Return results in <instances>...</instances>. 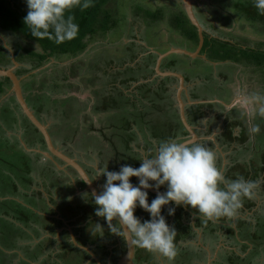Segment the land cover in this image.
<instances>
[{
  "label": "rangeland",
  "instance_id": "374dc122",
  "mask_svg": "<svg viewBox=\"0 0 264 264\" xmlns=\"http://www.w3.org/2000/svg\"><path fill=\"white\" fill-rule=\"evenodd\" d=\"M9 1H11V5L6 0H0V11L2 12V14L7 15L6 23L10 26L9 29L15 35V37L19 39L20 48L24 53L20 55L19 59L22 60L25 58L27 59L38 58L37 57V55L39 54L38 51L43 50V52H47L45 51L47 49V46H45L47 43L41 45L39 40L31 35L30 30L24 24V21H22L23 19L21 18V13H19V11L16 9L18 11V14H17L15 10L13 9L12 3L13 4L16 3V5H18L21 9L27 10V5L25 3V0H9ZM115 2H116L115 6L117 7V10H119L118 11L119 12L118 26L114 30H112L110 33H107L105 36L103 35V33H101V36L99 35L94 36L93 41H91L92 43L88 46V49L83 54H81L75 59L69 58L68 56H61V58L59 59L51 58L50 59L51 62L46 63L45 65H43L42 67L36 70L32 69L31 64L26 63L30 71L27 73H21L23 82L25 83L30 82L29 84L31 86L34 84V88H32L33 91H29V94H32L31 96L43 97L49 94L48 101H50V103L45 102L44 110L49 115L54 114L53 122H52L53 124H51V126L49 127V131L55 143L60 145L62 142V139H67L69 141H71L72 138L75 139V141L72 142V144H70L72 145V149L73 148L77 149L79 151L78 154L79 153L82 154L84 159L88 161V163H91V164L92 162H94V160L92 157L91 159H89V156L87 159L86 157L87 152L92 153L91 152L92 148H94V152H97L98 149H104V148L108 149L106 147H109V144H110L109 140L111 139L112 140L117 139V141L123 140V137L126 136L127 131L125 130L124 127L120 129V125H124L125 123L131 122V120L128 118L131 116V115H128L129 114L128 111L133 110L134 100H137L139 103L142 101L141 100L142 97L140 98L136 94L135 95L130 94L128 96L125 95L124 97L123 94L121 93V90H120L121 88L119 86L118 88L117 87L113 88V85L114 87L116 85L114 83L112 86L107 85L109 80H113L116 73L114 71L112 72L111 76H109L107 74H104L103 70H99L98 66L101 63L105 65L108 61H112V62L114 61L116 64H118L121 59H123L127 54H129V51L127 50L128 43H130L131 45L132 43L136 42L134 46L138 50L139 49L138 45L142 43V41L140 42V40L142 39L145 40L146 43H149V46L159 51L169 49L170 47L176 46L178 44L184 45L185 43H187L188 45H191L189 48L195 47V45L193 43H189L184 36L180 35L178 32L173 30L170 24L167 23L166 19L164 21L159 22L154 27H149V26H146L140 19H137L133 11V6H135L137 3H140L142 5H145V4L151 5L155 8L164 7V6H168V9L180 7L181 4L179 0H115ZM193 2H194V7L201 11L203 15L201 17H203L204 21H206L207 24H211L216 28V33H218V31H223L229 34L231 37H246V38L251 39L252 41H264V33H260L255 30V27L252 26L251 20L246 17L247 15L244 14L243 11L242 12L233 11L227 5V3H224L223 0H193ZM237 7L240 9V5ZM216 10L219 11L223 16L230 18L231 25L221 23L219 20H217V18L214 15V12ZM261 16L264 17V15H261ZM11 32L7 33V35L9 36H6V39L9 41L10 45L13 47V44L18 45V40H16L15 37L14 38L11 37L12 35ZM52 49H54V46H52ZM7 51L8 53H10L9 50ZM1 52H3L2 48H0V57L7 56L5 53L2 54ZM12 54L15 55L14 53H11V56H10L11 62H13ZM182 56L180 57L182 58ZM201 58L199 57L198 59H196L197 62H193L190 59L189 60L193 62V65L195 66L197 70H200L203 72L205 77L207 76L210 77L212 75L215 76L216 72L215 71L213 72V70H215V67L217 66V70L219 71V74H220L219 78L222 80L221 84L224 87H226V89L219 87V82H218L219 79L217 81L214 79L215 82H213V79H211L210 81L212 82L210 84H207V91L209 95L216 94L220 97L219 99L224 100V101H229L231 97L233 96V92L241 93V97L237 98L234 101H236L237 103L236 106L241 107L242 111L246 110L247 117H248L247 122H250L247 125L250 127L249 134L250 136H253V140L252 138L250 139L248 138V141L245 142V145L248 148L246 150H249V151H244L243 153H245V155L243 156L247 157V155L248 156L250 155L251 157L252 154L255 155L258 151L260 153V149L264 145V115H261L260 113L261 104L259 105V103H256V102L252 103V102H249L248 100L252 98L253 94H260L261 96H264V77L262 78L255 69L248 68L244 66V64H241V65L234 64L232 66L229 63L228 65L227 63L220 62V63H215V64L212 63L213 65L212 66L211 64L205 61L206 60L205 58L203 57ZM182 60L185 62L184 63L185 65L187 61L185 59H182ZM72 67L77 68L78 70L77 76H75V78H71L72 79L71 81L70 80L64 81L65 78L63 76L65 75V73H67L70 70V68L72 70ZM114 68H116V66ZM220 71L222 73H220ZM68 74L69 75L72 74V71L71 73L68 72ZM85 74H86V77H85ZM225 74L229 76V79L227 78V80H225L224 78ZM89 77H91V79L89 80H92V81L89 83V85H87L88 83L86 84V80H88ZM0 78L2 77L0 76ZM10 82L11 81L8 79L4 80V83H6L7 85H9ZM59 83L60 85H58V88H54V85L59 84ZM70 85L72 86V88ZM159 86L160 84L157 83V88L155 87V91L152 92L150 95L151 100L158 101L156 105H160L161 103L160 98L162 97V95H166V93H164V87L162 88V86L160 87ZM52 87L53 89L51 92ZM106 87H111L112 91H110L109 88L106 91ZM24 89H25V86H24ZM68 89H71L72 91V93H70L72 94V98H76L79 101H86L88 102L89 105L87 106V109H83L79 113H78L79 109L77 108L78 115L75 118H73L71 115L66 116L64 110L62 112L63 113L62 115L60 116L58 115L59 118L55 117L56 114H59L60 111H62V108H63L62 106L65 103V100H60V98H62L64 95L59 94V91H67ZM4 93L0 96V120L7 121L8 123L6 122L4 123H6L8 126L14 129V126L17 122L15 117H18L19 118L18 120H21L20 122L21 127L25 129L24 136L27 135L26 134L27 132L36 133V131L34 130V126L30 123V121L22 113L21 109H19L18 112H16L11 107L7 106L8 103H10V105H15L16 100H14L15 99L14 96L8 98L7 96L4 95ZM67 94L68 93H66V95ZM25 95H26V99L28 103L32 105V108L34 109L33 102L31 103V99H29V95L27 93H25ZM102 97H104L103 98L104 100H102L100 104L111 105V106H114V108L116 107L115 106L116 104L117 105L123 104L125 106L122 107L121 109H116L115 111H109V112L102 113V114H96L97 112L93 111L92 107H94V104L97 102V100ZM245 97L247 99H245ZM165 99H164V102L166 103H161L160 108H164V109L167 108L168 110L169 107L167 106L168 105L167 102H169L170 100L169 99L165 100ZM53 100L55 101L53 102ZM41 102H42V105H44V102L43 101ZM5 106H6V109H5ZM73 106L76 107L77 104ZM245 106L249 108H245ZM16 107L18 108L17 103H16ZM68 108L72 110V107L71 108L68 107ZM125 108L127 110H125ZM226 108H228L227 111H229L231 110V108H234V107H232L231 105L228 107L226 106ZM69 109H67V111ZM165 110H162V112L164 113L163 120L167 119V117L168 119H170L169 118L170 111H167V110L165 111ZM233 111L234 112H232L231 114L236 115L239 113V110H237L236 108H234ZM36 115L40 118V120L45 121V117L40 115V112H36ZM72 115L74 116L75 114L72 112ZM172 115L174 116V118L178 116L176 110H172ZM135 117H139L138 123H144L142 120L144 118L142 117L141 113L140 114L137 113ZM255 118H256V124H254ZM177 122L180 125H182L181 118H179ZM110 123H114L115 127L109 128L108 125ZM91 124L96 125L98 127L105 126V132L109 137L105 138L104 135L100 134L99 132L90 131L89 126ZM156 125L160 126L159 130L161 129L165 131V127L167 129V127L169 126V123L165 125H161L159 121ZM256 128H261V129L259 130V132H257V131H254V129ZM76 129L77 131L76 133H74ZM138 129L143 133V137H146L147 139L148 138L147 136L149 135L150 132L153 131L154 128L151 127L150 129L149 126H147V128H144L140 125L138 126ZM2 131L3 129L0 126V133ZM111 133L114 135V138L111 137L112 136ZM36 136L38 138V141L42 139L41 134L39 132ZM2 137H4V132L0 135V154L8 153L9 155H11L9 152L13 154H21L20 153L21 150H19L20 148L19 145L18 146L17 145L15 146L14 144L8 145L6 144V141H7L5 140L6 138L3 139ZM219 140L221 143H224L226 139L222 137ZM236 144L242 146L244 143L236 142ZM66 147L70 148V146H65V149ZM226 148H228V151H226L228 152V155H231L229 158L233 160L234 158L232 157H235L236 153L234 152L231 153L232 151H231V148H229V146H227ZM259 153L257 154L259 155ZM29 155L33 159H36V158L39 159V157H36V155L34 154L30 153ZM96 155L94 154V156ZM101 159L102 158L99 156V158L96 159V162L94 164H96L98 160L101 161ZM112 160L113 161L110 162L111 166H112V163L114 165H117V164H128L129 162H131L130 160L127 161L126 163L115 162L116 161L115 157H113ZM101 165H102L101 167L106 166L105 163ZM34 168L36 171L42 170V168H36V167ZM244 168H245L244 163H238L237 165L233 166V168L231 169V172L233 171L234 173L236 172L239 173V171H242L238 176H244L245 172L242 170ZM18 175L19 173L13 175L11 179H13L14 177L17 178ZM20 175L24 176L23 173H20ZM46 175H49V174L46 173ZM20 177L18 176V178L21 180ZM230 180H234V179H230ZM252 180H255V178ZM44 185L46 187L45 190L42 189V187H40L41 196H43V199H45L46 197L45 192L48 191V186H47L46 181H44ZM262 191L264 192V188H262ZM73 202L74 201L72 200V203ZM7 203H8V200H4V202L2 203L0 202V234H1L0 237H3V238L5 236H3V232L1 228H3V226L6 225L7 222H9L8 220L9 218L6 219L4 218V216L9 217L8 211L10 209H11L10 210L11 214L13 216L15 214L12 211V208L7 206ZM42 208L44 207L42 206ZM259 210L261 212H258V214L264 215V208L263 209L261 208ZM96 223H99L100 231H102L103 235L104 236L108 235L107 237H105V239L110 240L111 230L109 228V225L106 222H102L99 219H98V222ZM263 224H264V217H263ZM13 229H14V236L11 240L15 241V244L20 243V240L18 239L16 241L15 238L21 233V229L20 227H15ZM261 234H263L264 236L263 230L260 233V235ZM22 235L21 236L19 235L20 236L19 238H21ZM25 237L26 235L23 236L22 241H24ZM206 239L210 241L208 237H206ZM255 241H257V239ZM3 242L5 245H8L7 242L6 243L5 241ZM261 243L262 244L259 245V251H261V253H257V255L255 256L256 258L254 259L255 260L260 259L261 260L260 263L263 264L264 262V237L261 240ZM21 245L23 246L24 242H21ZM22 246H20V248L18 249H21L23 247L25 248V246L23 247ZM77 248H75L77 251L75 253H72V259L68 257L69 254L67 255L65 254L66 256L61 254V257H67L65 261L68 264H84L85 260L83 258L85 257V254H86V257H91V256L90 254L84 252L83 250H79L78 246ZM90 253H92V251ZM143 253L144 251L141 249V254ZM1 254L2 253L0 252V255ZM231 257L235 258V256H231ZM9 258L10 259L12 258L13 262H15L14 260H17V256L15 255L10 256ZM82 259L84 261H82ZM95 260L92 261L93 264H95ZM56 264H60V263L56 262Z\"/></svg>",
  "mask_w": 264,
  "mask_h": 264
},
{
  "label": "trees",
  "instance_id": "16d2710c",
  "mask_svg": "<svg viewBox=\"0 0 264 264\" xmlns=\"http://www.w3.org/2000/svg\"><path fill=\"white\" fill-rule=\"evenodd\" d=\"M223 1L224 3H227V5L233 11L235 10L241 11V9L238 10V8L235 6L236 2L238 3V1H241V0H223ZM179 2L181 4L180 7H175V8H170V9H168V6L155 8L151 5H146V4L142 5L140 3H137L135 6H133V11H134L135 17H137V19H140L146 26H149V27H154L159 22L164 21L166 19L167 23L170 24L173 30L178 32L180 35L184 36L187 39V41H189L190 43H193L195 46H198L199 40H200L198 29L194 24H192L191 20L189 19L187 12L184 8L183 1L179 0ZM9 3L11 5V1H9ZM115 4H116L115 0H93V5L86 10L81 11L79 8L73 9L71 14L75 16V22L79 24V34L77 38L71 41H66L65 43L60 44V45L55 44L52 40H49V39L39 40L41 45L47 43L45 45L47 46V49L45 51H47L48 53L43 52V50L38 51L39 52V54L37 55L38 58H35V59H27V58L22 59V60L19 59L20 55L24 53L20 48L19 39L15 37L16 40H18V45L13 44L16 60L20 63L25 64L24 66L22 65L21 67L17 69V74L19 75V77H21V73H27L30 71L26 63L31 64L32 69L36 70L42 67L43 65H45L46 63L51 62L50 61L51 58L59 59L61 58V56H68L69 58L75 59L81 54H83L88 49V46L92 43L91 41H93L94 36H97V35L101 36V33H103V35L105 36L107 33H110L112 30H114L118 26V23H119L118 22V18H119L118 11L119 10H117V7L115 6ZM250 4H252L254 7L253 2H250ZM14 5L15 3L14 4L12 3L13 9L15 10L17 14H18V11L19 13H21V18L23 19L22 21H24V17L27 15L28 9L23 10L20 7L19 8L15 7ZM255 9L256 8L254 7L252 11L251 10H248V12L243 11V13L246 14L247 15L246 17L253 22V27H255L256 31L260 33H264V17L261 16L258 13V11ZM214 15L217 18V20H219L221 23L231 25V19L226 16H223L219 11L216 10L214 12ZM6 17L7 15L2 14V12L0 11V20H1L2 30L11 32V30L9 29L10 26L6 23ZM200 20L203 21L205 24V21L202 17L200 18ZM204 38H205L204 45L202 47L201 53L205 54L206 56L205 61L208 62L209 64L212 65V63L214 64V63H220V62L227 63V64L229 63L232 66L234 64L235 65L244 64V66L248 68L255 69L262 78L264 77V41H252L251 39L246 38V37H231L229 34L223 31H218V33H216V28L213 25L209 27L205 26ZM135 44L136 42L132 43L131 45L130 43H128L127 50L129 51V54H127L123 59H121L118 64H116L114 61L113 62L108 61L105 65L101 63L98 66L99 70H103L104 74H107L109 76H111L112 72L115 71L116 73L115 77L113 78V80H109L107 85L112 86L114 83L116 85L115 87L113 85V88H116V87L118 88L119 86L121 88L120 89L121 93L123 94L124 97L125 95L126 96L130 94L134 95L130 91H128L129 89L133 87L134 83L139 82L140 80L150 79L153 76L154 68L152 67V65L155 64V61L158 57L157 55H152V54L149 57H146V56L141 57L139 55L140 52L147 51V48H145V46L142 44L140 45L137 44L139 48L137 50L136 47L134 46ZM52 46H54V49H52ZM3 52L7 55V57H9L7 59L9 62L10 55L8 51H3ZM176 64H177V60L172 59L165 66L176 69ZM115 66L116 68H114ZM70 70L68 72L71 73L72 71V74L69 75L68 72L65 73V75L63 76L65 78L64 81H68V80L71 81L72 80L71 78H75V76H77V73H78L77 68L72 67V70L71 71ZM85 77H86V74H85ZM224 78L225 80H227V78L229 79V76L225 74ZM2 79L3 81L5 79L10 80L8 77H2ZM89 79H91V77H89L88 80H86V84L88 83L87 85H89V83L92 81ZM211 79H213V82H215V80L216 81L218 80L213 75L210 77L207 76L206 79H203V80L211 83L212 82L210 81ZM3 81H0V94L5 92ZM156 82H158V80L146 81V82L141 83L140 86L137 87L138 91L141 92L142 94L141 104L144 108H141V109L138 107L136 108L135 107L136 103L134 102L133 110L128 111L129 112L128 115H131L130 117H128L131 120V122L125 123L124 125H120V129L124 127L125 130L127 131L126 136L123 137V140L117 141V139L116 140L111 139L109 140V143H110L109 147H106L108 149L104 148V149L97 150L99 156L102 158L101 164L105 163L106 165L105 167H107L109 171H119L120 166L123 165V164L114 165L112 163V166H111L110 162L113 161L112 160L113 157L116 158L115 162H119V163H123V162L126 163L127 161L130 160L131 162H129L128 165L138 168L140 167L142 163V161L139 160V158H145L144 153L147 154L146 155L147 158H151L152 156H154L155 149L158 146L160 141L167 140L170 138L174 139L178 137L185 139L186 136H188L189 133L187 129L185 128L183 122H182V125H180L177 122V120H179L180 118L178 108H176V112L178 116L174 118V116L171 114V121L169 120V126L167 127V129L165 127V131L161 129L159 130L160 126L155 124V117L160 122H163L164 124H167L168 122V121H162L161 115H159V113L157 112L159 110L162 112V110H165V109L160 108L161 104L156 105L157 101L151 100L150 98L151 93L155 91V87L153 88V85ZM29 83L30 82H26V83L23 82L22 88L25 91V93L29 95V99H31V103L32 102L34 103L33 106H34L35 111L40 112V115L43 116V113L45 112L44 110L45 102L50 103V101H48L49 94H47L48 97L47 95L43 97L31 96L32 94H29V91H33L32 88H34V84L31 86ZM158 84H160V81L158 82ZM58 85H60V83L55 84L54 88H58ZM24 86H25V89H24ZM108 88L110 91H112L111 87H106V91ZM52 89L53 87L51 88V92H52ZM168 92H169V89L166 88V91H164L166 95H162L160 100H163L166 97L170 98L171 94L170 93L167 94ZM66 93L68 94L66 95ZM70 93H72L71 89H68L67 91H59V94L64 95L62 98H60V100H65V103L62 106L63 108L61 107L62 111H60L59 114H56L55 117L59 118V116L63 114L62 112L64 110L66 116L71 115L73 118H75L77 117L78 113L81 110L87 109V106L89 105L88 102L79 101V100L77 101L76 98H72V94ZM210 95L214 96V94H210ZM143 97L147 101L146 103L143 102ZM14 98H15L14 100H16L15 94H14ZM103 98L104 97L98 99L97 102L94 104V107H92V110L97 112L96 114L106 113L109 111H115L116 109H121L122 107L125 106L123 104H118V105L116 104L115 105L116 107L114 108V106H111V105L100 104V102L104 100ZM41 101L44 102V105H42ZM54 101L55 100H53V102ZM16 103L18 104V102ZM36 103L38 106L36 105ZM75 104H77L76 107L73 106ZM217 105L218 104L216 102L198 104L197 110H195L196 113L194 112L193 114V112L192 113L188 112L190 116L188 119L189 122L193 125H199V126L202 125V121L204 118L209 117V114H212L217 111V107H216ZM19 106L20 105L18 104V107ZM68 107L70 108L72 107V110H70ZM19 108L21 109V107ZM77 108L79 109V111L77 110ZM67 109L69 110L67 111ZM125 110L127 109L125 108ZM188 111H190V108L188 109ZM72 112L75 114L74 116L72 115ZM137 113L139 114L141 113L142 117L144 118L142 119L144 123H138L139 117H135ZM223 114L224 113L221 112L215 116L212 115L214 117L210 119L209 123H212V121H215L216 123L223 117ZM151 116H155V117H151ZM229 118L230 117H228L227 119ZM239 124L243 126V129H244L243 136L244 137L243 136L234 137L233 135L234 127L238 126ZM137 125L138 126L141 125L144 128H147V126H149L150 129L151 127L154 128L152 132L150 133L148 132L149 135L147 136L148 138L146 140L138 139L139 136H143V133L138 129ZM244 126H245L244 122L241 119L233 121V122H227L225 131L222 134L223 135L222 137L226 139L224 143H226L229 147L231 143H233L235 140L237 142L240 141L242 143H245L247 134H245L246 127ZM108 127L114 128L115 125L114 123H110ZM89 129L90 131L99 132L100 134H103L105 138L109 137L105 132V126L98 127L96 125L91 124L89 126ZM34 130L36 131L35 134H38L39 130L35 126H34ZM212 130H213L212 126H209V129L205 133L209 135L212 133ZM76 131L77 129L74 131V133H76ZM111 137L114 138V135L112 134ZM41 138L42 139L40 140V142L44 144L45 140L42 134H41ZM152 139H155V142H153ZM74 141L75 139L73 138L71 141L67 139H62V142H61L62 147L72 144V142ZM197 143H200V142H197ZM203 144L207 145V143H203ZM208 147L213 148V143L210 142ZM225 176L228 179H232L231 176H229L228 174H226ZM243 177L247 179L248 174L245 173ZM130 179L134 184L138 183V178L132 177ZM114 183H119V182H114ZM160 189H163L166 191V185L161 186ZM90 196L94 199L93 195H90ZM155 197H156V194L149 192V197H148L149 203ZM93 206H95V208L94 207L93 208L96 212V208L98 206L95 204L94 201H93ZM169 208H175V211L178 209L180 211L183 210L182 215L181 213L177 211L178 215L176 216V220L173 222V226H172L177 231L175 243H176V247L178 250L179 242L192 236L191 226L187 225L186 223L182 221V216L185 211L184 208L181 205L177 206L174 202L163 206L161 210L162 214L165 216L166 221L169 225L171 223V218L175 215V213L173 215L168 214ZM135 215L138 216L141 219V221L150 219V214L140 207L136 208ZM85 216L89 217L88 212L85 213ZM225 219H226L225 217H222L221 221L225 222ZM237 226H238V229H240L242 232L245 226L248 230H251L252 231L251 239H253L254 241L256 239H262L264 237V236H259V232H258L260 231L261 228H264V224L262 221L258 220L256 223H254V222H247V221L241 220L240 222L237 223ZM225 228H227L229 231L233 230L232 227L225 226ZM138 253L140 254L139 251ZM1 259L4 260L5 257H1L0 260Z\"/></svg>",
  "mask_w": 264,
  "mask_h": 264
},
{
  "label": "flooded vegetation",
  "instance_id": "af4514ba",
  "mask_svg": "<svg viewBox=\"0 0 264 264\" xmlns=\"http://www.w3.org/2000/svg\"><path fill=\"white\" fill-rule=\"evenodd\" d=\"M6 1L9 2V0H6ZM250 2H253V1L252 0H241L238 3L236 2L235 6L237 7L240 5L241 11H245V12H248V10L252 11V9L254 7L252 4H250ZM14 6L19 8V6L16 5V3ZM193 7H194V3H193ZM238 10H239V8H238ZM194 11H195L196 16L199 19L200 23L203 25L204 29H205V26L206 27L211 26V24H207L206 21H205V24H207V25H205L204 22L200 20L201 16H203V15L199 9L194 7ZM235 12H237V11L235 10ZM252 26H253V22H252ZM0 30L3 31L1 28V20H0ZM1 31H0V37L2 36ZM11 37L14 38L15 35L12 34ZM141 41H142L141 44L144 45L145 48H147V51L140 52L139 55L141 57H143V56L149 57L151 54L157 55L159 57L160 53L167 52L172 47H182V48H186V49L193 51V52L196 51V49L198 47V46H195L194 48H189L191 45H188L187 43H185L184 45L178 44L176 46L170 47L169 49L159 51V50L154 49L151 46H149V43H146L145 40L142 39V40H140V42ZM10 49L14 53V48L12 46L8 47L7 49L5 48V50L3 48L2 50L3 51L9 50L10 51L9 55L11 56L12 52ZM1 53L4 54V52H1ZM179 55L180 56L183 55L184 58H183V56L181 58ZM12 56L15 57V55H13V54H12ZM204 56H205V54H202L201 51H200V55L198 57H195V58L188 56V55H184V54L173 53V54H170L169 56H166L165 58H163L162 62H161V69L163 71H176V72L184 75L185 89L182 90L181 95H182V99L186 103V107H185L186 108V114H188V112L189 113L193 112V114H194V112L196 113L195 110H197L198 104L211 103V102L198 103V101L214 100V99H211L212 95H209L208 91H207V84H210V83L208 81L203 80V79H206L205 75L203 74L202 71L197 70L195 68V66L193 65V62H197L196 59H198L199 57L200 58L201 57L206 58V56L205 57ZM158 57L155 61V64L152 65V67L154 68L153 76L150 79H146L145 81L159 80L160 86H162V88L164 87V91H166V88L169 89L168 94L170 93L171 97L166 98V99L170 100L169 102H167V104H168L167 106L169 107V109L167 111H170V107L172 105L174 107L179 108L178 92L180 89V79L177 76L159 75L155 70ZM8 58L9 57H7V56L6 57H0V64H1L0 67L10 68V67L14 66L13 62H11V61L7 62ZM15 59H16V57H15ZM172 59L177 60L176 69L165 66ZM182 59H185L187 61V63L185 65H184L185 62ZM189 59L192 60L193 62H191ZM18 63H19V65L15 69L16 74H17V69L23 65L20 62H18ZM214 67H215V65H214ZM214 71L216 72V74H215V76L214 75L213 76L216 77V79H219V81H218L219 87L226 89V87H224L221 84L222 80L219 78L220 74H219V71L217 70V66L215 67V70H213V72ZM220 73H222V72L220 71ZM17 76L19 77L18 74H17ZM188 77L191 79H189ZM20 78H22V76ZM22 83H23V81L21 79V84ZM137 85L140 86L139 83ZM4 88H5V93L4 92L3 93L5 96H7L8 98L10 95H11L10 97L14 96V92H12V82L9 83V87L4 86ZM23 93H24V91H23ZM2 94H0V95H2ZM24 95H25V93H24ZM233 95L237 96L236 99L241 97V93H239V92L238 93L233 92ZM25 98H26V95H25ZM217 99H219V98H217ZM245 99H247V98L245 97ZM160 101H161V103H166V102H164V99L160 100ZM191 101H193L194 103H192ZM222 101H224V100H222ZM222 101H214L218 104L216 106L217 111L214 112V116L219 114L218 113L219 109L222 110V111H220V113L221 112L224 113L223 117L219 121H217V122H220L218 124V126H220V127L217 128V130H216L217 131L216 137H218L219 142H220L219 136L220 137L223 136L222 134L224 133L225 128H226L227 121H228L227 118L228 117L231 118L233 116V114H231V113L234 112L233 111L234 108H232L229 112L226 111L225 110L226 105ZM248 101L255 103L252 101L251 98ZM16 102H17V100H16ZM170 102H171V105H170ZM174 102H175V104H173ZM235 102L236 101L232 102L233 105ZM226 103L230 104L231 102L230 103L226 102ZM233 105H232V107H233ZM29 106L32 108V105L29 104ZM19 107H18V110L20 109ZM189 108H190V111H188ZM165 109H167V108H165ZM32 110L34 111L33 108H32ZM157 112L159 113V115H161L162 121H168L167 123H169V120L171 121V114H172L171 112L169 114L170 119H168V117H167V119H165V120H163L164 119V117H163L164 113L161 112L160 110ZM214 116H212V114H211L208 117V119H211ZM151 117H155V116H151ZM238 117H239V119H241L244 122V125H245L244 127H246L245 134H247V138L245 139V141L247 142L248 138L249 139L252 138V140H253V136H250V134H249V128L250 127L247 126L250 123V122H247L248 121L247 113L239 112ZM222 120L223 121L227 120L226 124H224V122H221ZM52 122L47 121L44 123H47L48 126L50 127L51 124H53ZM158 122H159V120L155 117V124H157ZM254 122H255L254 124H256V118H255ZM160 123H161V125H165L163 122H160ZM193 126L196 127V131L200 137H202V136L206 137V136L212 135V133L209 135L202 134L201 131H202L203 127L201 125L200 126L199 125H193ZM235 128L236 127H234L233 135H234V137H237V135L235 134L236 133ZM241 128H242L241 136H243L244 135V129H243L242 125H241ZM259 129H261V128H259ZM254 131H255V129H254ZM24 132H25V129L23 128V131L21 133L22 137L25 139V141L28 144L34 146V148H32L30 146L32 149L31 153L39 157V161L41 163H39L38 167L39 168H45L44 166H46L47 169H50L54 173V175H52L51 177H49V175H46V177L48 176L49 183L51 184V186H48V191L45 192V194L47 192H50L49 197H48V201L50 200V202H51L50 205H52L53 202L57 203V200L60 201V204L64 203L66 200H70L71 202L73 200L74 201L73 203L68 204V209H69V211L71 210L70 214L72 215V211H74L76 208H79V210L82 212V215L86 219L84 218L83 221H77V220L75 221V218H77L78 216H76L74 218V216H71V215H63L65 213H61V215H62L61 217L55 216L56 218L54 217V215H45V214L42 215L41 214V216H40V228L39 229L42 231H40L38 228H35V230L38 233L40 232V235L42 237H44L41 239V241H43L45 243L50 242V241L53 242L54 237H53L52 233L51 234L48 233V231L52 228V225H50V229L48 228L49 222H54L53 227L54 228L56 227L57 230H60L61 227H64L63 236L65 235L66 232H70L71 236L67 240H65L64 242L62 241L60 243L61 244V247H60L61 251L57 250L58 249L57 246L50 245L49 251H47V250L45 251L46 257L44 259H40L41 255H42L41 250L42 249L45 250V247L43 246V244H39L37 246H34L33 248L32 247L29 248V251L24 252V254L22 255L20 250L22 249V251H23V249H24L23 246H25L27 248L30 247V246H27L25 244L23 246L21 245V242H23L22 238L25 235V232H27V230L22 229V227H21L22 222L20 220L22 219V217H25L26 215L28 216V212L23 210V208L18 204V202L16 200H13V199L8 200L7 206L11 207L12 211L15 214L13 216L10 212V210H11L10 209L8 211L9 217L4 216V218H6V219L9 218L8 219L9 222H7V224L4 225L3 228H1L3 235L5 236L4 238L1 237V241H2V243H4L3 241H5V243L7 242L8 245L5 246V244H4V247L2 249H0L2 251L1 253L4 255V257H6L4 260H2V259L0 260V264H43V263L44 264H56V262H58V257L61 256V254L64 256L69 254L68 257H70V259H72V253H75L77 251L75 249V248H77V246L79 247V250H83L84 252L90 254V256H91V257H86V254H85V257L83 258L85 260L84 264H90V263L93 264L92 261L95 259H96L95 264H119L121 258L124 256V254L127 251L126 239L121 237L120 235H118L116 233H113L112 231L110 234L111 239L110 240L105 239V237H107L108 235H105V236L103 235L102 231H100L99 223H96V222H98V219L101 220L102 222H106L107 224H108V222L106 221V219L104 217H100V216L96 215V212L94 210L95 206H93L94 199L90 196V195H92L90 188H88V186L84 182V180H82L80 178V175L76 171L75 168H73L70 165H66V163L63 160H61L60 158H58L57 156H55L52 153L50 154V156H52L53 158H50L49 156H47L45 154V152H49L47 144H46V142H44V144H43L42 142H40V140L38 141V138L36 136L37 134H35L33 132H27L26 133L27 135L24 136ZM39 133H41V132L39 131ZM250 133H251V131H250ZM186 137H188V136H186ZM38 142H40L41 144H39ZM53 142L58 149H60L66 155L75 158L84 167V169L90 175L92 180L96 183L100 192H102L103 186L106 182V180H105L106 177L103 175H100L99 177H95V169L97 166L95 165L96 167L95 166L90 167L88 162L86 160L82 159L83 155L80 153L78 154L79 151L77 149H75V148L72 149V145H70V144L67 145V146H70V148L66 147V149H65V146L62 147V146L58 145L57 143H55L54 140H53ZM236 142L237 141L235 140L233 143H231L230 148L232 151L231 153H233V152L236 153L237 158H238V156H240V155H245V153H243L244 151H249V150H246L248 148L246 147L245 143L241 146V145H237ZM221 145H222V147H224L223 144H221ZM212 150L214 151V148H212ZM218 150H220V147L218 148ZM223 150H224V148H223ZM257 153H259V151ZM257 153L255 155H253V154L251 155V162H250V168H249V173H248L249 176L247 177V179H254L257 177L256 179L259 178L258 181L261 182L262 179L264 181V145L261 147L259 155ZM226 154L228 155V152H226ZM256 156H258V157H256ZM247 157H248V155H247ZM243 158H244V156H243ZM101 162H100L98 167L102 166ZM232 164H234V163H232ZM222 165H223V159L221 158L220 160H217V166L220 167V169H221ZM245 173H247V172H245ZM254 173H256L255 177H254ZM260 176H262L263 178L260 179ZM152 183H154V182H152ZM42 185L43 186H39V188L42 187V189L45 190L46 189L45 185L44 184H42ZM49 187H50V189H49ZM160 190H163V189H160ZM163 191H165V190H163ZM38 193H39L38 197H39L40 202L45 203L43 196H41L40 190L38 191ZM64 204L67 205V203H64ZM40 205H41V203H40ZM42 206L45 207V205L42 204L40 206V208H42ZM181 206H184V205H181ZM184 207L190 208V206H184ZM263 208H264V206H262V209ZM177 211L179 213H181V215L183 213V210H181V211L179 209L176 210L175 215L171 218L170 226H173V222L176 220V216L178 215ZM87 212H89L88 213L89 217H86L84 215V213H87ZM39 213H40V211H39ZM50 216H53L54 218L51 219ZM260 216H262V215H258V217H260ZM186 217H187V215L184 212V214L182 216V221L185 223H187ZM258 217H256V218H258ZM263 217H264V215H263ZM77 219H79V218H77ZM247 220L248 219L246 218V221ZM258 220L263 221L261 219H258ZM258 220L254 219V221H249V222L256 223ZM115 222H116V220L113 219V221L111 223L113 225H115ZM221 222L219 221L218 222L219 225H217V224H215L216 221H213L211 219V220L205 221L204 224H201V227H199V229L194 230V228H191L192 236L179 242V244H178L179 249L177 251V255L171 261H169V259L167 257L164 258V256L160 255L159 253L150 252L146 249H143V248L136 246V253H135V257H134V262H135V264H261L260 259H256V260L254 259V258H256L255 256L258 253L259 245L261 243H255L254 245H252L251 243L246 244L247 243L246 242L245 243L246 249H245V247L242 248L241 245L233 247L232 245H230V244H233V241L231 242V240H234V237L232 236V234H234L235 232L237 233L238 230L239 231H241V230L240 229L237 230V229H234L232 227L233 228L232 231H229L228 229H225L222 231L220 229ZM55 223H56V225H55ZM58 224H61V226ZM44 225H45L46 229L44 228ZM15 227H20L21 233L19 235H21L23 233L21 238H19L20 237L19 235L15 238L16 241L18 239L20 240V243H17V244H15V241L11 240L14 236V229L13 228H15ZM196 227H198V226H196ZM261 229L264 231V228H261ZM202 230H203V234H202L203 238L199 239V237L197 236V233L198 234L201 233ZM262 230H260V231L262 232ZM36 231H34V232L36 233ZM260 231H258L259 235H260ZM243 232H247V234L250 236L249 238H251V232L252 231L248 230L246 228V226L243 229ZM222 233L224 235H227V237L230 236V238H229L230 240L228 239V241L226 243L223 241L221 242V240H220ZM31 236H32V234H31ZM31 236L29 235V237H31ZM60 236H61V233L59 232V239L61 238ZM206 237H210V241H208L206 239ZM57 239H58V237H57ZM262 239H260L258 241H261ZM1 241H0V243H1ZM20 246H22L23 248L18 249V248H20ZM141 249L144 251L143 254H141ZM184 249H185V251H184ZM91 251H92V253H90ZM138 251L140 252V254L138 253ZM13 255L17 256V260H14L15 262L12 261L13 260L12 258L11 259L9 258L10 256H13ZM231 256H235V258H232ZM83 259H82V261H84ZM263 264H264V262H263Z\"/></svg>",
  "mask_w": 264,
  "mask_h": 264
},
{
  "label": "clouds",
  "instance_id": "9594fccd",
  "mask_svg": "<svg viewBox=\"0 0 264 264\" xmlns=\"http://www.w3.org/2000/svg\"><path fill=\"white\" fill-rule=\"evenodd\" d=\"M25 3L28 11L24 24L31 35L60 45L79 34V24L72 10H86L93 5V0H25ZM253 3L258 13L264 15V0H253ZM0 46L10 47V43L0 37ZM251 99L261 104L260 113L264 115V96L253 94ZM139 160L142 163L138 168L128 164L121 165L119 171L96 167L95 177H106L103 191L99 195L92 194L98 206L96 215L106 219L113 233L169 261L177 255V231L167 223L161 211L163 206L174 202L177 206L196 209L209 220L231 218L243 206L244 199L255 196L260 184L243 176L234 180L226 178L210 147L180 137L160 141L154 156ZM132 177L138 178L137 184L131 181ZM165 185L166 191L160 192ZM149 189L157 191L150 203ZM137 207L147 211L150 219L141 221L135 215ZM174 213L175 208L168 209L169 215ZM113 219L115 225L111 223Z\"/></svg>",
  "mask_w": 264,
  "mask_h": 264
},
{
  "label": "crops",
  "instance_id": "0c3cea01",
  "mask_svg": "<svg viewBox=\"0 0 264 264\" xmlns=\"http://www.w3.org/2000/svg\"><path fill=\"white\" fill-rule=\"evenodd\" d=\"M1 33H2L1 37H3L4 39H6V36H9V35H7V33H9V32H7V31H4V32L1 31ZM0 48L3 49L5 47L0 46ZM7 48L8 47H6V49ZM0 81H3L2 78L0 79ZM143 82H146V81L140 80L139 82L134 83L132 89H129L128 91H130L134 95L135 94L138 95L141 98L142 94H141V92L136 90V88L138 87V85H137L138 83L141 84ZM158 82H159V80H158ZM158 82H156V83H158ZM156 83L153 85V87H157ZM4 86L9 87V85H7L5 83H4ZM24 93H25V91H24ZM211 97H212L211 99L220 98L218 95H215V94H214V96H211ZM236 97H237L236 95H233L229 101H225V102H228V103L231 102L232 103L234 100H236ZM134 102L136 103V105H135L136 108L137 107L140 109L144 108L142 106L141 102L139 103L137 100H134ZM143 102L146 103L147 101L143 98ZM173 104H175V102ZM234 104L235 105H233V107L236 108L237 110H239V112L246 113L245 110H243V111L241 110V107L236 106L237 105L236 102ZM170 105H171V102H170ZM7 106L11 107L14 111L18 112V108L16 107V103H15V105H10V103H8ZM176 108H178V107H174L172 105L170 107V112L172 113V110H176ZM245 108H249V107L245 106ZM5 109H6V106H5ZM225 110L227 111L228 108H225ZM220 111H222V110L219 109L218 113H220ZM179 115H180V112H179ZM210 115L211 114H209V116ZM212 115H214V113H212ZM43 116L45 117V121H43V122H47V121L52 122L53 121L54 115H52V114L49 115V114L44 112ZM15 118H16L17 122L14 126V129L6 124V123H8L7 121L0 120V126L3 129V131L0 133V135L4 132V137H2V138L3 139L6 138L5 139V140H7L6 144H8V145L14 144L15 146L19 145L20 148L19 147L18 148H19V150H21V152H20L21 154H13L11 152H9L11 155H9L8 153L7 154H3V153L0 154V202L2 203V202H4V200H10V199L16 200L18 202V204L23 208V210L28 212V216L26 215L25 217H22V219L20 221L22 222V224H21L22 229L27 230V232H25L26 237H25L23 242L25 245L30 246V247H28V248L25 247L23 249V251L21 249L20 252L23 255L24 252L29 251V248H31V247L33 248L34 246H37L39 244H43V246L45 247V250H43V249L41 250L42 255H41L40 259H44L46 257L45 251L46 250L49 251L50 245L57 246L58 247L57 250L61 251L60 250V247H61L60 243L62 241L64 242L65 240H67L71 236V234H70V232H66L65 235L63 236L64 227H61L60 230H57L56 227L55 228L53 227L54 222H49L48 228L50 229V225H52V228L48 231V233L49 234L52 233V235L54 237L53 242L50 241V242L45 243V242L41 241V239L44 237H42L40 235V232L38 233L35 230V228H38V229L40 228V216H41V214L42 215L45 214V215H54V217L55 216L61 217L62 216L61 213H65L63 215H71L70 214L71 210L69 211L68 204H71L72 202L70 200H66L64 203H67V205H65L64 203L60 204V201L57 200V203L53 202L52 203L53 206H52V205H50L51 204L50 200L48 201V197H49L50 192L46 193V197L44 199V200H46L45 203L40 202L39 197H38V194H39L38 191L40 190L39 186H43L42 184H44V181L47 182V186H51V184L49 183V180H48V176L46 177V173L49 174V177L54 175V173L50 169H47L46 166H44L46 169L42 168L41 171L35 170L34 167L39 168L38 165L41 162L37 158L33 159L30 157L29 154L32 151L31 147L34 148V146L28 144L25 141V139L22 137L21 133L23 131V128L20 125L21 120H18L19 119L18 117H15ZM187 118L189 119V114H187ZM238 119H239L238 114H236V115L233 114V116L231 118L227 119L228 120L227 122H233V121L238 120ZM209 121H210V119H208V117L203 119L202 125H201L203 128H202L201 132H202V134H206L205 132L209 129V126H212V129H213L212 135L206 136V137L202 136L203 138L198 142H200L202 144L207 143V145L205 144L206 146H208L210 144V142L213 143V148H214V152L217 155V160H220L221 158L223 159V165L221 167V170L224 172L225 175L228 174L229 176H231L232 179L238 178L239 177L238 175L242 171H239V173L238 172L234 173L233 171L231 172V169L233 168V166L237 165L238 163H244L245 168L242 170L244 172H247V174H248L249 168H250V162H251L250 161V159H251L250 155L248 157L244 156V158L246 157L245 159L243 158V155H240L241 157L238 156V158H237V155H235V157H232L234 159L231 160L229 158L231 155H227L225 152V151H228V148H226L228 145L226 143H220L218 141V137H216V133H217L216 130H217V128L220 127V126H218V124L220 122L215 123V121H212V123H209ZM4 122H6V123H4ZM221 122H224V124H226V120H224V121L222 120ZM235 131H236L235 134L237 135V137L239 135L241 136L242 128H241L240 124L238 125V127L236 126ZM212 137H214V138H212ZM221 138L222 137L219 136V139H221ZM138 139L139 140H146V137L139 136ZM152 140H153V142H155V139H152ZM38 143L41 144L40 142H38ZM221 144H223L224 147H222ZM60 146H62V144H60ZM219 147H220V150H218ZM223 148H224V150H223ZM91 152L92 153L87 152V155H86L87 159L89 156V159H91V157H92L94 160V162H92V164L88 163L89 166L90 167H93L95 165L99 166L100 160H98L97 163L94 164L96 162V159L99 158L98 152H94V148L91 149ZM94 154L95 155L97 154V155L94 156ZM144 155H145V158H147L146 157L147 154L144 153ZM36 157H38V156H36ZM82 159H84V157ZM101 161H102V159H101ZM232 163H234V164H232ZM13 170H15V171H13ZM18 173H19V175H18L19 177L21 176L20 173L24 174V176L20 177L21 180L18 178V176H17L18 179L15 177L13 179H11V177L13 175L18 174ZM255 175H256V173H254V177H255ZM256 178H255V180L258 181V179H256ZM261 178H263V177L260 176V179ZM6 180H8L9 182ZM247 180H249V179H247ZM250 180H252V179H250ZM262 188H264L263 179L260 182L259 187L255 190V192H256L255 196L252 199H247V198L244 199L243 206L238 210L237 214L234 217H231V218L225 217L226 218L225 222H221L222 217L215 218L212 220L216 221L215 224H217V225H219V223H218L219 221L221 222L220 229L222 231L227 229V228H225V226L233 227L234 229L238 230L237 223L240 222L241 220L246 221V218L248 219L247 220L248 222L254 221V219H256V220L262 219L263 220V218H262L263 214H258V212H261L259 209H261L262 206H264V192L262 191ZM40 203H41V205L44 204L45 207L40 208V206H41ZM182 207L184 208V210H185L184 212L187 215V217H186L187 223L186 224L190 225L191 228H194V230L199 229V227H201V224H204L205 221L209 220L206 217L202 216V214H200L197 210H194L191 207L190 208H188V207L186 208L184 206H182ZM39 211H40V213H39ZM84 215H85V213H84ZM258 215H262V216L258 217ZM71 216H74V218L76 216H78L77 218H79V219L75 218V221L76 220L77 221H83V219L85 218L82 215V212L79 210V208H76L74 211H72ZM54 217L50 216L51 219H53ZM256 217H258V218H256ZM55 225H56V223H55ZM58 225L61 226V224H58ZM196 226H198V227H196ZM44 228L46 229L45 225H44ZM34 231H36L37 234ZM40 231H42V230H40ZM58 231L61 233L60 239H59V232ZM260 233H261V231H260ZM31 234H32V236H31ZM202 234H203V230L201 233H199V234L197 233V236L199 237V239L203 238ZM29 235L31 237H28ZM261 235L263 236V234H261ZM0 236H1V234H0ZM232 236L234 237V240H231V242L233 241V244H230V245H232L233 247L241 245V247L244 248L246 246V244H249V243H251L252 245H254L255 243H261V241H258L260 239H257V241H254L251 238H249L250 236L247 234V232H242L239 230L237 233L235 232L234 234H232ZM57 237H58V239H57ZM229 238H230V236L227 237V235H224L222 233L220 240H221V242L223 241L226 243ZM208 239H210V237H208ZM0 241H1V239H0ZM3 247H4V243H2V241H1L0 249H2ZM0 252H2V251L0 250ZM259 252L261 253V251L258 250V253ZM1 257H4V256L1 254L0 258ZM65 260H66V257H61V256L58 257V262L60 264H68Z\"/></svg>",
  "mask_w": 264,
  "mask_h": 264
},
{
  "label": "water",
  "instance_id": "95a60500",
  "mask_svg": "<svg viewBox=\"0 0 264 264\" xmlns=\"http://www.w3.org/2000/svg\"><path fill=\"white\" fill-rule=\"evenodd\" d=\"M182 1H183L184 8L187 12L189 19L191 20L192 24H194L198 29L199 39H200L198 47H197L196 51H194V52L190 51L186 48H182V47H172L169 51L164 52V53H160L158 60H157L155 70L159 75L177 76L180 79V89L178 92L179 112H180L181 120H182L184 126L186 127V129L189 133L188 137H186L184 140H187L189 142H198L203 137L199 136V134L196 131V127L193 126L189 122V120L187 118V114H186V108H185L186 103L182 99V95H181L182 90L185 89L184 75L181 73H178L176 71H163L161 69L162 59L165 58L166 56H169L170 54L175 53V54H184V55H188V56L195 58V57H198L200 55V51L202 50V47L204 45V39H205L204 38V31H205V29L196 16V13H195L194 7H193L194 2H193V0H182ZM11 52L13 53L12 50H11ZM13 63H14V66L10 67V68L0 67V76L1 77H8L11 80L12 92H14L16 100H17L18 104L20 105L23 114L31 121V123L43 135L44 140H45L47 147H48V150H49V152H45V154L47 156H49L50 158H53L52 156H50V154L52 153L55 156H57L58 158H60L61 160H63L66 163V165H70L73 168H75L76 171L79 173L80 178L82 180H84V182L87 184L88 188H90L92 194L95 193V194L99 195L101 193L100 190L98 189L96 183L92 180L90 175L87 173V171L84 169V167L75 158L66 155L64 152H62L60 149H58L55 146L53 139H52V136H51L50 131H49L48 124L44 123L42 120H40L36 116L35 112L29 106V104L25 98V95L23 93L22 84H21L22 78L18 77L17 74L15 73V69L18 67L19 63L15 59L14 56H13ZM214 101H222V100H220V99L203 100V101H198V103L214 102ZM191 102L194 103L193 101H191ZM222 102L226 106L233 105V103L228 105L226 102H224V101H222ZM212 138H214V137H212ZM159 191L164 192L163 190H160V189H159ZM148 192H151V193L157 195V191L155 189H149ZM126 242H127V251L124 254V256L121 258L119 264H135L134 257H135V253H136V245L132 244L130 239H129V242L127 240H126Z\"/></svg>",
  "mask_w": 264,
  "mask_h": 264
}]
</instances>
